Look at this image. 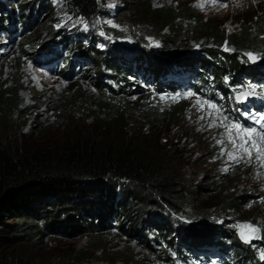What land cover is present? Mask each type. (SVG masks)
Returning <instances> with one entry per match:
<instances>
[{"label": "rangeland", "instance_id": "obj_1", "mask_svg": "<svg viewBox=\"0 0 264 264\" xmlns=\"http://www.w3.org/2000/svg\"><path fill=\"white\" fill-rule=\"evenodd\" d=\"M37 1L0 0V89L17 100L3 129L0 122V141L8 140L28 150L56 151L76 137L110 139L115 134L103 119L119 114L126 131L135 133L138 128L141 140L162 153L167 168L192 183L194 191L201 193L200 190L209 189L207 182L211 180L222 186L225 197L246 199L233 211L217 209L215 197L185 200L183 215L168 214V218L156 208L139 212L138 203L132 206L133 212L138 211L133 219L138 222L135 229L141 234L148 230L156 232L143 238L140 234H122L113 220L98 233L66 236L47 232L44 224L39 223L42 236L33 241L29 250L34 261L37 264H264L261 259L264 160L257 158L255 150L249 158L235 147L224 126L239 124L261 131L256 121L264 123L261 119L264 83L248 80L246 74L255 69L264 70V48L252 49L254 61L248 58V53L224 50L225 57L217 59L200 52L196 55H204L203 65L208 69L204 74L211 75L205 79L207 83L199 82L193 88L177 84L170 91L166 85L157 86L151 77L146 78L138 66L136 51H147L159 56L158 59H166L169 54L165 34L161 36L145 17L138 1L99 0L98 17L89 20L77 16L64 0H40L41 4L29 14L32 20L25 21L27 26L21 28L24 17L21 7L27 8ZM148 5L150 9L185 6L203 23L230 34L242 22L254 19L264 7V0H149ZM47 34H55V38ZM90 40L95 41L94 48L99 52H106L107 46L113 45L116 59L120 56L131 67L136 62L131 75L122 76L119 70L115 74L107 73V67L96 71L97 63L81 57L80 48L69 52L73 44L87 47ZM193 49L196 52L200 48ZM66 55L74 56L68 60ZM129 55L133 56L132 60ZM219 61L222 69L215 63ZM213 73L219 78L213 77ZM96 77H101L99 87L94 86ZM198 78L202 79L203 75ZM166 80L179 82L175 77ZM208 81L228 85V95L217 92ZM250 87L256 91L247 97L243 108L237 109L235 96ZM110 91L118 92L120 97L114 98ZM228 97L237 105L231 104ZM209 104L216 105L219 111L208 107ZM130 133H124L123 139H134L135 135ZM239 142L237 139L236 143ZM230 154L237 159L230 158ZM159 216L164 222L171 218L176 224L188 225L192 231L211 236L214 240L211 244L215 245L184 253L179 249L184 243L179 229L165 227L169 231H160L154 227ZM242 223L251 224L259 234L256 242L243 245L248 248L245 253L227 243L234 244ZM127 225L124 223L123 227ZM170 244H174L172 250H178V254L169 253Z\"/></svg>", "mask_w": 264, "mask_h": 264}, {"label": "trees", "instance_id": "obj_2", "mask_svg": "<svg viewBox=\"0 0 264 264\" xmlns=\"http://www.w3.org/2000/svg\"><path fill=\"white\" fill-rule=\"evenodd\" d=\"M131 1L140 3L145 17L161 36L165 34V41H169L166 59H158L159 56L154 57L147 51H136L141 73L143 70L146 78L151 77L157 86L159 83L166 85L170 91L173 85L182 84L186 88H193L210 78L211 75L204 74L208 70L207 65H203L206 63L204 55H196L200 52L209 58L223 59L224 50L245 54L251 53L254 47L264 48V7L254 19L242 22L235 32L226 34L209 23H203L185 6L150 9L149 0ZM38 3L41 4V1L31 3L27 8L21 7L24 15L21 28L25 29L27 26L25 21L32 20L29 19V14L35 11ZM64 4L84 19L93 20L98 17L99 0H64ZM47 35L55 38V34ZM91 40L87 47H80V43L79 47L73 44L74 47L69 52L80 48L83 51L81 57L97 63L96 71L107 67V73L115 74L119 70L122 76L131 75L136 62L131 67L120 56L116 59L113 45L108 46L106 52H99L94 48L95 41L91 43ZM195 47L200 49L194 52ZM73 56L66 55L65 58L70 60ZM129 56L132 60L133 56ZM215 63L218 69H222L220 61ZM200 75H203L202 79L198 78ZM246 75L249 76L248 80L264 83V70H251ZM212 76L219 78L215 73ZM168 77H175L179 82L167 81ZM100 83L101 77H96L94 86L99 87ZM209 84L220 94L228 95V85L222 82L218 85L215 82ZM206 89L209 88L206 86ZM110 93L114 98L120 97L118 92ZM212 94L214 97L213 92ZM228 100L234 106L237 105L231 97ZM16 101L0 89L2 129L6 126L5 121L9 119L10 112L16 108ZM235 119L238 120V115H235ZM106 120L113 135L115 134L114 138L95 141L76 137L56 151L28 150L13 145L8 140L0 141V264H37L29 250L33 241L42 236L40 224H44L47 232L66 236L71 233H98L105 224L113 220L116 229L122 234H140L143 238L156 232L148 230L141 234L140 230L135 229L138 222L133 219L138 211L156 208L168 218L169 215L175 217L182 214L186 208L185 200L195 201L199 197L212 200L215 197L217 209L227 211L238 209L245 201L243 196L225 197L222 186L211 180L207 182L209 189L197 193L193 190L192 183L167 168L162 153L141 140L138 128L134 130L135 133L127 132L125 122L119 118V114L103 119ZM124 133L134 134L135 138L124 140ZM138 203L139 210L133 212L132 206H137ZM165 222L159 216L154 227L160 231H169L171 227L179 229L184 236V243L179 249L184 253L193 248L199 250L203 246L215 245L211 244L214 241L211 236L192 231L188 225L176 224L171 218L165 219ZM124 223L128 224L125 228ZM161 237L164 235L161 234ZM227 243L242 253L248 250L237 236L234 244L230 241ZM173 246L174 244H170L168 247L169 253L178 254V250H172ZM215 247L219 253L222 252L220 247ZM167 256L170 258V255Z\"/></svg>", "mask_w": 264, "mask_h": 264}, {"label": "snow or ice", "instance_id": "obj_3", "mask_svg": "<svg viewBox=\"0 0 264 264\" xmlns=\"http://www.w3.org/2000/svg\"><path fill=\"white\" fill-rule=\"evenodd\" d=\"M247 55L250 60H255V57L252 55V53H248ZM255 91L256 90L254 87H250L248 91L238 93L236 99L238 101H243ZM205 103L207 104V102ZM208 107L219 111L218 109H216V105L214 104H209ZM261 119L264 120V117H262ZM256 122L260 123V132H257L255 128H243L239 124H231L224 126L228 131L230 142L233 143L235 147L239 148L249 158H251L252 156V151L255 150L257 153V158L264 160V123H261V121ZM233 129L236 130L235 133H233ZM237 139H239L240 141L238 144L236 143ZM230 158L237 159V157L232 154H230ZM239 227L242 229L241 239H244L246 242L251 238H255L256 233L258 232V229L252 226L251 224H244L240 225ZM244 229H247V234L243 231ZM261 259H264V252H261Z\"/></svg>", "mask_w": 264, "mask_h": 264}, {"label": "water", "instance_id": "obj_4", "mask_svg": "<svg viewBox=\"0 0 264 264\" xmlns=\"http://www.w3.org/2000/svg\"><path fill=\"white\" fill-rule=\"evenodd\" d=\"M237 100V99H236ZM238 101V100H237ZM247 101V99L243 100V101H238L240 104H244L245 102ZM244 224H248V223H242L241 225H244ZM241 231L242 229L239 227V230H238V233H237V238L238 240L240 241L241 244H244V245H251L252 243L256 242L258 240V237H259V234L258 232L256 233V236L255 238H251L249 239L247 242L244 240V239H241ZM246 234H247V229H244L243 230Z\"/></svg>", "mask_w": 264, "mask_h": 264}, {"label": "bare ground", "instance_id": "obj_5", "mask_svg": "<svg viewBox=\"0 0 264 264\" xmlns=\"http://www.w3.org/2000/svg\"><path fill=\"white\" fill-rule=\"evenodd\" d=\"M249 103V102H248ZM257 105V104H256ZM248 107V106H247ZM258 107V106H257Z\"/></svg>", "mask_w": 264, "mask_h": 264}, {"label": "clouds", "instance_id": "obj_6", "mask_svg": "<svg viewBox=\"0 0 264 264\" xmlns=\"http://www.w3.org/2000/svg\"><path fill=\"white\" fill-rule=\"evenodd\" d=\"M244 245V244H243Z\"/></svg>", "mask_w": 264, "mask_h": 264}]
</instances>
